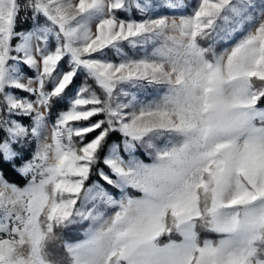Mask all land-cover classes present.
I'll use <instances>...</instances> for the list:
<instances>
[{
	"label": "snow or ice",
	"instance_id": "6c2138e0",
	"mask_svg": "<svg viewBox=\"0 0 264 264\" xmlns=\"http://www.w3.org/2000/svg\"><path fill=\"white\" fill-rule=\"evenodd\" d=\"M0 264H264V0H0Z\"/></svg>",
	"mask_w": 264,
	"mask_h": 264
},
{
	"label": "trees",
	"instance_id": "16d2710c",
	"mask_svg": "<svg viewBox=\"0 0 264 264\" xmlns=\"http://www.w3.org/2000/svg\"><path fill=\"white\" fill-rule=\"evenodd\" d=\"M186 2H187V0H186ZM132 15H133V16H136L137 14H136L135 11H133ZM15 182H17V183H21V184L24 183V181H23L22 179H20V178H16V179H15Z\"/></svg>",
	"mask_w": 264,
	"mask_h": 264
}]
</instances>
